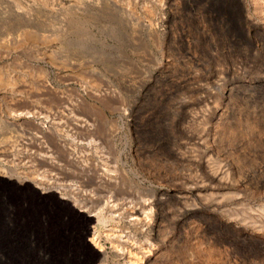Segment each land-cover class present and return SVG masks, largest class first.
Wrapping results in <instances>:
<instances>
[{"label": "rangeland", "instance_id": "obj_1", "mask_svg": "<svg viewBox=\"0 0 264 264\" xmlns=\"http://www.w3.org/2000/svg\"><path fill=\"white\" fill-rule=\"evenodd\" d=\"M0 131L107 173L16 164L95 214L93 264H264L260 0H0Z\"/></svg>", "mask_w": 264, "mask_h": 264}, {"label": "bare ground", "instance_id": "obj_2", "mask_svg": "<svg viewBox=\"0 0 264 264\" xmlns=\"http://www.w3.org/2000/svg\"><path fill=\"white\" fill-rule=\"evenodd\" d=\"M260 1L263 10L264 0ZM14 12L23 14L19 9ZM7 134H11V130ZM4 136L8 137L6 133ZM16 148L23 152L22 157H15L8 141L0 142V150L6 152L4 158H0V264H93L103 256L85 244V234L95 214L77 206L74 197L59 193L57 186L44 183L42 177L31 179L29 175L20 174L16 164L61 169V161L78 169L80 182L86 186H103L110 181L107 173H103L102 166L95 167V163L92 166L72 160L71 151L64 148L60 153L63 148L54 143L30 140ZM28 151H37L38 155L31 157L26 154ZM172 151L176 153L178 149L173 147ZM121 195L126 194L122 191Z\"/></svg>", "mask_w": 264, "mask_h": 264}]
</instances>
